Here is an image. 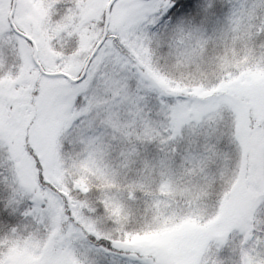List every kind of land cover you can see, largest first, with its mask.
<instances>
[{
  "label": "snow or ice",
  "instance_id": "snow-or-ice-1",
  "mask_svg": "<svg viewBox=\"0 0 264 264\" xmlns=\"http://www.w3.org/2000/svg\"><path fill=\"white\" fill-rule=\"evenodd\" d=\"M0 264H264V0H0Z\"/></svg>",
  "mask_w": 264,
  "mask_h": 264
}]
</instances>
